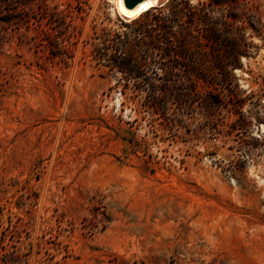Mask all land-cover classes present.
Listing matches in <instances>:
<instances>
[{"label": "rangeland", "instance_id": "rangeland-1", "mask_svg": "<svg viewBox=\"0 0 264 264\" xmlns=\"http://www.w3.org/2000/svg\"><path fill=\"white\" fill-rule=\"evenodd\" d=\"M23 10L0 22V264H264V36L227 86L175 69L177 98L150 84L172 40L120 71L96 51L138 28L111 0Z\"/></svg>", "mask_w": 264, "mask_h": 264}, {"label": "trees", "instance_id": "trees-1", "mask_svg": "<svg viewBox=\"0 0 264 264\" xmlns=\"http://www.w3.org/2000/svg\"><path fill=\"white\" fill-rule=\"evenodd\" d=\"M34 2L0 0V22L27 24L30 17H23V9ZM131 24L138 25V28H130ZM124 26L130 31L104 40L96 51H102L101 56L120 71L125 60H135L140 44L158 46L172 40L176 44L175 49L157 47L154 51L175 54L181 57L182 62H154L152 68L164 73L163 78L158 79H162L164 84H150L155 92H168L177 98L187 99L193 94V89L188 87L184 95L177 94V84L173 80L175 69L183 70L190 86L197 82L206 88L227 86L234 70L240 67L239 58L249 54L247 40L264 36V25L253 13L249 0H198L197 5H192L191 0H168L163 6L147 11L144 20L131 21ZM62 43H57L53 54H64ZM196 56L200 58L197 60ZM130 67L135 66L130 64Z\"/></svg>", "mask_w": 264, "mask_h": 264}, {"label": "bare ground", "instance_id": "bare-ground-1", "mask_svg": "<svg viewBox=\"0 0 264 264\" xmlns=\"http://www.w3.org/2000/svg\"><path fill=\"white\" fill-rule=\"evenodd\" d=\"M117 13L126 18L127 21L136 20L137 17L150 10V7L158 6L161 0H145L140 6L128 10L124 7L123 0H111Z\"/></svg>", "mask_w": 264, "mask_h": 264}, {"label": "water", "instance_id": "water-1", "mask_svg": "<svg viewBox=\"0 0 264 264\" xmlns=\"http://www.w3.org/2000/svg\"><path fill=\"white\" fill-rule=\"evenodd\" d=\"M145 0H123L124 7L128 10H132L138 6H140ZM162 6V3H160L158 6L150 7V9H153L155 7Z\"/></svg>", "mask_w": 264, "mask_h": 264}]
</instances>
